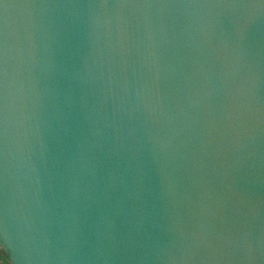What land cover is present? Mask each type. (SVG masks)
<instances>
[{
	"label": "water",
	"instance_id": "1",
	"mask_svg": "<svg viewBox=\"0 0 264 264\" xmlns=\"http://www.w3.org/2000/svg\"><path fill=\"white\" fill-rule=\"evenodd\" d=\"M11 264H264V0H0Z\"/></svg>",
	"mask_w": 264,
	"mask_h": 264
},
{
	"label": "clouds",
	"instance_id": "2",
	"mask_svg": "<svg viewBox=\"0 0 264 264\" xmlns=\"http://www.w3.org/2000/svg\"><path fill=\"white\" fill-rule=\"evenodd\" d=\"M0 264H11L3 250H0Z\"/></svg>",
	"mask_w": 264,
	"mask_h": 264
},
{
	"label": "trees",
	"instance_id": "3",
	"mask_svg": "<svg viewBox=\"0 0 264 264\" xmlns=\"http://www.w3.org/2000/svg\"><path fill=\"white\" fill-rule=\"evenodd\" d=\"M0 250H3L1 247H0ZM3 252L6 254V256L8 257V254L3 250ZM8 260H9V257H8ZM10 261V260H9Z\"/></svg>",
	"mask_w": 264,
	"mask_h": 264
}]
</instances>
